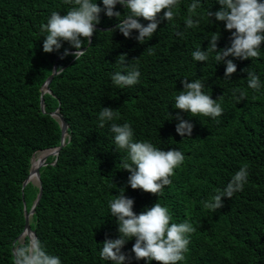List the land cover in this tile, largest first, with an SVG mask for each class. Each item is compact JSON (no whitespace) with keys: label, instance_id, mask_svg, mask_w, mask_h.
<instances>
[{"label":"trees","instance_id":"obj_1","mask_svg":"<svg viewBox=\"0 0 264 264\" xmlns=\"http://www.w3.org/2000/svg\"><path fill=\"white\" fill-rule=\"evenodd\" d=\"M96 2L103 8L102 0ZM190 3L181 0L176 17L160 20L143 44L136 39L138 32L125 38L115 30L118 20L102 11L91 43L82 40L85 52L76 60L64 55L66 49L76 51L67 42L59 51L44 53L46 34L40 30L53 11L65 15L71 5L64 0H0V264H13V245L24 228V203L29 212L39 192L33 182L22 189L32 156L60 145L61 127L50 115L56 109L68 125L67 135L56 160L49 157L40 169L42 193L30 229L61 264H111L99 253L106 239L118 238L108 201L121 189L134 201L137 215L160 202L172 223L188 221L196 228L185 259L177 264H264V44L258 58L229 56L217 63L212 53L205 62L194 61L192 52L198 47L207 51L212 33H220L217 51L230 46L231 33L206 15L220 9L216 0H202L199 26L187 29ZM114 11L124 15L126 9L117 4ZM138 20L147 26L148 21ZM121 55H126L127 66L116 63ZM227 60L237 66L230 79H225ZM54 64L64 71L42 95L43 112L40 88ZM132 66L140 71L139 82L113 85L111 75ZM244 69L259 77L258 91L248 87ZM185 79H199L214 100L223 95L218 101L222 116L193 117L175 109L174 96L183 91ZM241 91L243 100L238 99ZM101 108L118 111L119 119L99 127ZM177 116L193 125L191 137L177 134ZM126 122L134 141L184 154L171 183L157 196L133 190L130 173L120 167L126 153L116 148L110 127ZM244 165L248 177L243 190L224 198L223 208L205 209L201 201L223 189ZM134 243L133 238L121 250L129 257L127 264H156L135 260Z\"/></svg>","mask_w":264,"mask_h":264},{"label":"clouds","instance_id":"obj_2","mask_svg":"<svg viewBox=\"0 0 264 264\" xmlns=\"http://www.w3.org/2000/svg\"><path fill=\"white\" fill-rule=\"evenodd\" d=\"M71 5L65 15L53 11L47 22L41 23L40 30L46 35L43 38V52L59 51L62 42H67L74 53L66 49L64 55H73L76 60L84 55L83 41L91 43V37L96 32V25L100 23V14L103 11L108 18L118 20L116 29L125 38H131L133 31L139 33L136 37L141 44L146 38H152L157 31L160 20L172 21L177 12L174 11L181 4V0H102L103 8L98 6L96 0H64ZM220 5L218 11H207L206 15L211 22H223L225 30L231 33L230 46L217 51V42L220 33L211 34L207 51L198 47L192 52V59L196 62H205L209 55L214 53L217 63L225 61L229 56L249 60L260 56L261 45L264 44V2L261 0H216ZM117 4L126 11L121 15L114 11ZM202 7V0H191L187 6V16L184 25L187 29L199 26L201 16L198 9ZM163 13L162 17L160 14ZM123 16V19L120 17ZM138 18L148 21L147 26L141 24ZM177 35L183 36L182 33ZM149 55L154 54L153 48H147ZM126 55L117 58L116 63L127 66ZM138 60V59H137ZM63 68L56 70L61 74ZM237 71L232 60L226 61L225 79ZM247 84L253 90H259L261 83L259 77L252 71H247ZM140 71L137 67H126L124 71H116L111 75L113 85L124 88L134 86L139 82ZM183 91L174 96V108L187 112L191 116H203L216 119L223 114L221 101L212 99L204 91V84L199 79L191 83L182 80ZM238 91V90H236ZM244 92H240L238 99L243 100ZM99 127L103 128L106 121L119 119L118 111L111 108H101L99 114ZM178 123L176 132L181 137H191L193 125L182 117L175 118ZM110 131L114 134V144L126 155L120 160L123 171L130 173L128 184L133 190H142L145 193L156 195L162 193L165 186L171 183L170 177L174 170L184 162V154L175 149L162 150L149 141H134V132L130 123L119 125L112 123ZM40 154V153H39ZM35 156V155H34ZM248 166H242L230 179L223 189H216L215 194L208 200L201 201L205 209L216 211L224 207L223 199L243 190L248 177ZM108 201L110 215L118 224V238L106 239L100 250V258L110 261L111 264H127L129 257L122 253L125 244L135 239L131 249L137 261H155L156 264H177L185 259L188 251L190 236L196 231L192 223L184 221L172 223V215L166 206L156 202L140 214L133 211L134 201L124 195L120 190L118 196ZM13 264H61L58 256L49 254L40 240L34 235L25 233L13 245Z\"/></svg>","mask_w":264,"mask_h":264},{"label":"water","instance_id":"obj_3","mask_svg":"<svg viewBox=\"0 0 264 264\" xmlns=\"http://www.w3.org/2000/svg\"><path fill=\"white\" fill-rule=\"evenodd\" d=\"M84 50L85 49L83 48L81 51H84ZM56 70H57V67H56V64H54V66L52 67L51 75L46 79V81L43 83V85L40 88V91H41L40 107H41L43 112H44V110H43L44 109V104H43L42 95L44 93H49L50 92L49 84L52 81L53 77L55 75H57V74H55ZM50 115H51V117H53V118H55V119H57L59 121V125L61 127V132H62L60 145L58 147L42 151V152H48V154L43 156V157H37V159H39L38 160V164L33 169V171H32V168H33V165H34L35 156H32V158H31L29 174H28L27 178L25 179V181L23 182L22 189L28 183L33 182V183H35L38 186L39 192H38V194H37L32 206H31L29 212L26 211L25 203L23 202L24 203V210H23V213H24V228H23V231L21 232V234L15 240V242L19 241L25 233L35 236L34 232L30 229V217L34 213L35 207H36V205L38 204V202H39V200L41 198L42 189H41V181H40V169H41V167L46 165V161H47V159L49 157H54L55 160H56L57 156L59 155V152H60L61 148L64 146V138L67 135L68 125L65 122L64 118L61 116V114L58 112V109H56L54 112L50 113ZM42 152H40V153H42ZM54 163H55V161H54ZM32 172H33V175H32ZM32 177H35L34 180H31Z\"/></svg>","mask_w":264,"mask_h":264},{"label":"bare ground","instance_id":"obj_4","mask_svg":"<svg viewBox=\"0 0 264 264\" xmlns=\"http://www.w3.org/2000/svg\"><path fill=\"white\" fill-rule=\"evenodd\" d=\"M47 154H48V152H42V153L39 154L38 157H43V156H45V155H47ZM38 160H39V159H37V158L34 159V165H33L32 171H33V169L37 166V164H38ZM32 175H33V172H32ZM33 179H34V177H32L31 180H33Z\"/></svg>","mask_w":264,"mask_h":264},{"label":"rangeland","instance_id":"obj_5","mask_svg":"<svg viewBox=\"0 0 264 264\" xmlns=\"http://www.w3.org/2000/svg\"><path fill=\"white\" fill-rule=\"evenodd\" d=\"M39 156V154L35 155V158H37ZM35 178V177H34ZM34 180V179H33Z\"/></svg>","mask_w":264,"mask_h":264}]
</instances>
